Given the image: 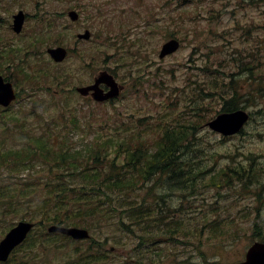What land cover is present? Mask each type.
<instances>
[{
    "label": "rangeland",
    "instance_id": "rangeland-1",
    "mask_svg": "<svg viewBox=\"0 0 264 264\" xmlns=\"http://www.w3.org/2000/svg\"><path fill=\"white\" fill-rule=\"evenodd\" d=\"M20 9L30 16L23 33L17 34L11 20ZM73 9L80 13L75 22L68 14ZM86 29L92 31V38L79 40L77 33ZM173 36L182 40L181 48L161 58L163 43ZM60 44L69 48L70 55L56 63L47 49ZM104 69H111L126 85L117 100L98 104L75 92L76 86L91 82ZM215 72L217 81L210 80ZM0 73L14 82L19 96L11 112L0 110V150L19 146L21 136L39 133L46 122L77 107L86 120L93 119V114L106 116L105 120L115 116L112 120L117 123L138 126L151 143L161 131L159 124L197 119L200 166L215 172L238 166L250 171L251 177L240 170L244 178L230 186L207 184L212 172L204 174L195 193L165 189L166 185H160L162 178L154 177L141 189L143 201L154 202L161 195L165 214L216 219L224 225L220 235L210 231L208 221L195 225V235L186 237L177 233L137 237L110 227L90 228L95 239L112 234L122 241L103 264H136L138 260L144 264H234L245 258L255 240L264 238V93L255 95L256 88L264 86V2L0 0ZM231 74H235L231 86L242 88L241 100L252 119L244 133L225 137L204 121L223 106L214 90L208 95L210 87L216 82L227 86ZM199 100L204 117L196 115ZM89 122L93 129L78 142L95 136L98 121ZM2 171L0 188L11 184V177ZM148 186L153 187L149 193ZM21 218L3 215L0 239ZM153 239L157 241L151 243ZM113 240L111 236L108 248ZM72 247L65 241L54 264L66 260Z\"/></svg>",
    "mask_w": 264,
    "mask_h": 264
},
{
    "label": "trees",
    "instance_id": "trees-1",
    "mask_svg": "<svg viewBox=\"0 0 264 264\" xmlns=\"http://www.w3.org/2000/svg\"><path fill=\"white\" fill-rule=\"evenodd\" d=\"M248 70L251 74L252 69ZM234 75H230L232 79L227 86L216 82L210 87L208 95L214 90L215 96L223 100V106L216 112L246 106L241 100L242 88L237 90L231 86ZM209 78L217 81L218 73ZM258 93H264L263 85L256 88L255 95ZM199 95L203 97L202 92ZM196 104V115L201 117L200 100ZM90 117L98 121L99 126L95 136L85 141L76 139L93 129L94 124L89 122L93 119L86 120L80 109L74 107L46 122L39 133L27 134L19 146L0 150V169L11 177V184L4 182L0 188V219L3 215H21V219L37 223L12 255L11 264H54L65 241L74 245L69 250L73 253L55 264H103L114 251L106 246L110 237L114 239L112 246L122 244L121 239L112 234L103 235L101 240L94 236L89 240H74L60 233H49L47 226L53 223L93 229L110 227L137 237L141 233L160 237L177 233L186 237L195 235V225L208 221L210 231L220 235L224 225L218 220L209 221L206 217L189 220L174 212L165 214L161 204L165 202L163 196L146 202L140 195L143 185L154 177L162 178L160 185H166L165 189L195 193L199 181L205 179L204 174L212 172L205 180L207 184L221 186L224 183L230 186L237 177H244L241 172L249 174L245 167L239 166L222 168L217 173L200 166L196 161L201 151L197 146L201 125L197 119L159 124L161 131L151 143L138 126L128 127L124 121L117 123L112 120L115 116L107 120L106 116L96 117L95 114ZM188 162L190 167L187 168ZM152 189L148 186V193ZM156 241L153 239L151 243ZM18 251L20 253H16ZM139 263L144 264L142 260L136 264Z\"/></svg>",
    "mask_w": 264,
    "mask_h": 264
},
{
    "label": "water",
    "instance_id": "water-1",
    "mask_svg": "<svg viewBox=\"0 0 264 264\" xmlns=\"http://www.w3.org/2000/svg\"><path fill=\"white\" fill-rule=\"evenodd\" d=\"M70 16L72 19L78 18L76 11H71ZM25 21V13L20 11L15 15L14 29L20 32L23 28ZM90 31L87 30L79 37L89 38ZM180 47L178 39H171L166 42L160 52V56L164 57L167 54L173 53ZM51 56L56 61H63L68 50L64 46L50 47L48 49ZM101 83H106L110 86V90L105 92L101 87ZM120 86L114 77L108 71H102L95 79V83L86 86L78 87V91L82 94H88L90 90H94L93 95L97 100H106L119 95ZM16 98L15 89L12 82H6L4 77L0 74V105H9L12 100ZM249 119V114L243 110L238 109L234 111H226L218 114L215 118L208 122V125L224 135H233L239 132L244 124ZM35 227V223L31 221L22 220L17 225L12 227L5 237L0 241V260L7 261L12 251L21 244L29 235L31 230ZM48 230L50 232H60L72 236L74 239H85L90 237V231L84 227L77 226H64V225H51ZM237 264H264V243H254L247 252L246 260Z\"/></svg>",
    "mask_w": 264,
    "mask_h": 264
},
{
    "label": "flooded vegetation",
    "instance_id": "flooded-vegetation-1",
    "mask_svg": "<svg viewBox=\"0 0 264 264\" xmlns=\"http://www.w3.org/2000/svg\"><path fill=\"white\" fill-rule=\"evenodd\" d=\"M26 15H27V22H28V20H29V16H30V14L28 13V12H26ZM87 84H89V83H87ZM106 90H108V87L107 86H103ZM92 93V92H91ZM89 94V95H87V96H84V98H87V99H92L93 97H92V94Z\"/></svg>",
    "mask_w": 264,
    "mask_h": 264
}]
</instances>
